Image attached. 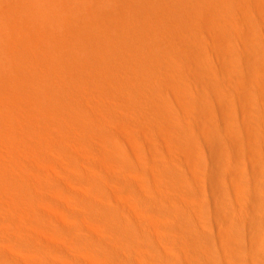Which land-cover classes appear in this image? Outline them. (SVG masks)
<instances>
[{
	"label": "bare ground",
	"instance_id": "1",
	"mask_svg": "<svg viewBox=\"0 0 264 264\" xmlns=\"http://www.w3.org/2000/svg\"><path fill=\"white\" fill-rule=\"evenodd\" d=\"M0 264H264V0H0Z\"/></svg>",
	"mask_w": 264,
	"mask_h": 264
}]
</instances>
